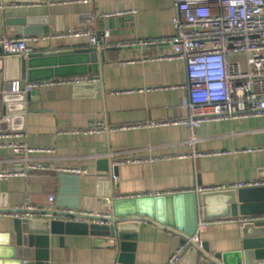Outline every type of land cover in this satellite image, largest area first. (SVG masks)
<instances>
[{
    "label": "crops",
    "instance_id": "1",
    "mask_svg": "<svg viewBox=\"0 0 264 264\" xmlns=\"http://www.w3.org/2000/svg\"><path fill=\"white\" fill-rule=\"evenodd\" d=\"M130 11L134 13H127ZM123 12L127 14L120 17L130 20L110 28L103 26L112 31L115 46L97 49L104 52L97 71L75 75L99 78L97 83H85L87 87L56 84L30 91L28 84L42 80H6V71L16 75L17 65L0 59V92L6 83H17V92L24 95H2L0 134L20 132L24 136L16 140L49 149L32 155L49 170L69 175V186L79 187L82 204L74 209L77 211L110 215L117 199L182 191L198 196V187L263 180L260 172L264 168V117L205 122L194 131L195 143L190 142L191 131L183 125L123 128L186 115L184 61L159 59L171 51L168 43H146L175 35L174 0H0V37L25 35L11 33L9 26L18 27L19 19L32 18L35 26L47 27L49 31L26 35L33 53L92 48L87 36L64 34L76 25L79 30L101 31V22L105 25L110 19L107 15ZM84 15H92L91 28L80 24ZM5 56L0 45V58ZM100 125L102 130L90 131ZM260 147L263 149L244 151ZM216 151L225 152L190 157L194 152ZM102 158L109 159L112 166L115 161L131 160L118 165L117 184L112 183V171L98 170L97 162ZM23 168L14 150L0 149V173ZM75 169L87 173L78 174L72 171ZM51 194L57 196L50 183L30 180L28 174L13 176L0 180V209L6 205L10 209L19 207L20 202L24 206L59 209L56 200L53 205L49 203ZM13 220L14 215L9 213L0 215V264H125L119 261L111 237L91 233L65 234L62 240L60 235L51 234L47 260L33 258L35 253L28 247L22 249L28 250L32 258H20ZM242 226L235 220L214 224L204 232L203 242L212 253L239 249ZM133 233L137 235L135 264H165L181 245L180 236L149 221L137 222ZM178 264L209 261L200 253L185 249Z\"/></svg>",
    "mask_w": 264,
    "mask_h": 264
},
{
    "label": "built area",
    "instance_id": "2",
    "mask_svg": "<svg viewBox=\"0 0 264 264\" xmlns=\"http://www.w3.org/2000/svg\"><path fill=\"white\" fill-rule=\"evenodd\" d=\"M174 10L175 35L169 39L148 41L146 43H168L171 45V51L161 55L159 59H180L184 61L187 77L184 85L187 91L184 104L186 115L178 119L149 121L143 124L124 126L123 128L183 125L191 131L190 142L195 143L194 131L205 122L233 120L251 116L264 117V0H174ZM127 13H134V11ZM127 13L109 14L106 18L123 16ZM64 35L68 37L87 36L90 45L98 50L115 46L111 41L112 31L108 28L101 31L70 29ZM29 40L30 37L26 35L0 37V45L6 55L27 57L33 53V48L28 44ZM235 53H245L247 55V69H243L239 62L231 59V56ZM91 82L97 83L99 78L73 76L42 80L28 84L27 90L31 91L46 85H77ZM19 90L17 83H6L0 92V107L2 105V95ZM99 130H102L101 125L98 129H91L90 131ZM23 136L24 134L20 132L0 134V149L14 150L17 153V161L24 165L22 170L0 173V180L13 176H26L30 170H49L47 165L36 159L32 154L50 150L35 148L26 141L16 140ZM262 149L261 147L258 149L249 148L244 151L253 152ZM223 152L225 151L214 153L194 152L190 157L217 155ZM123 162H131V160L115 161L113 167H118ZM72 171L78 174L87 173V171L80 169ZM111 180L113 184H117L118 175L112 173ZM259 186H264V179L238 182L224 187L205 189L198 187L195 192L200 194L208 190ZM186 192L158 193L154 196ZM55 200V194L49 195L51 205L55 203ZM27 207L30 209L36 208ZM12 209L16 210L17 207ZM68 212L75 215V217L69 218V220L74 221H90L89 219H82V217L105 216L104 214L74 209H69ZM2 214L7 213L0 212V215ZM234 220L242 225L247 222L264 221V214L209 219L202 218L200 215L192 240L199 243L202 248L204 232L214 224ZM96 222L104 223L103 221ZM185 249L186 245L181 244L175 252L171 253L165 264H178ZM259 264H264V261Z\"/></svg>",
    "mask_w": 264,
    "mask_h": 264
},
{
    "label": "water",
    "instance_id": "3",
    "mask_svg": "<svg viewBox=\"0 0 264 264\" xmlns=\"http://www.w3.org/2000/svg\"><path fill=\"white\" fill-rule=\"evenodd\" d=\"M92 19V15H84L80 24H83V28H91ZM33 20L35 19L21 18L20 25L12 29L9 26L8 31L25 35H42L49 32L47 27L35 26ZM127 20L130 18L114 17L108 19L105 25L101 22L100 26L108 25L110 28L118 22ZM8 24L10 25V21ZM74 28L78 29V26ZM103 56L104 52L92 47L45 50L31 53L27 57L7 55L0 59L6 64L17 65L16 75H9L6 71V80L28 78L30 81H36L96 72L97 64ZM84 85L77 84L75 87L77 89L87 87ZM15 94L24 97L22 92L6 93L3 96ZM97 163L101 172L112 171L114 174L118 172V167H113L109 159L102 158ZM260 173L264 178V168ZM28 175L30 180L50 183L57 194V205L63 209L44 207L30 209L22 202L16 210L10 209L7 205L4 209H0V212L14 214V229L19 244L17 255L20 258L31 257L28 250L23 251L28 247L35 253L33 258L47 260L46 253L51 234L60 235L62 240L65 234L91 233L96 236L111 237L114 246L118 249L119 261L135 264L137 235L133 231L137 227V222L149 221L180 236L181 244L186 245L187 250L200 253L209 264H259L264 261V221L244 223L241 246L233 251L212 253L206 242H202L201 248L199 243L192 240L200 215L209 219L264 214V186L208 190L198 196L186 192L138 199H117L111 205L110 215L82 217L89 219L91 221L89 223L69 220L75 215L68 210L79 209L82 204L79 187L77 185L71 187L67 183L69 175L55 170H30Z\"/></svg>",
    "mask_w": 264,
    "mask_h": 264
},
{
    "label": "rangeland",
    "instance_id": "4",
    "mask_svg": "<svg viewBox=\"0 0 264 264\" xmlns=\"http://www.w3.org/2000/svg\"><path fill=\"white\" fill-rule=\"evenodd\" d=\"M233 61L239 62L243 69H247V55L245 53H235L231 56Z\"/></svg>",
    "mask_w": 264,
    "mask_h": 264
}]
</instances>
